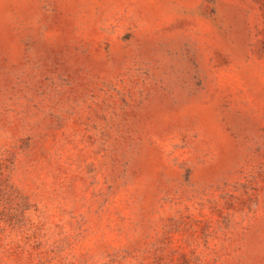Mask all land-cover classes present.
<instances>
[{"label":"rangeland","instance_id":"obj_1","mask_svg":"<svg viewBox=\"0 0 264 264\" xmlns=\"http://www.w3.org/2000/svg\"><path fill=\"white\" fill-rule=\"evenodd\" d=\"M0 264H264V0H0Z\"/></svg>","mask_w":264,"mask_h":264}]
</instances>
